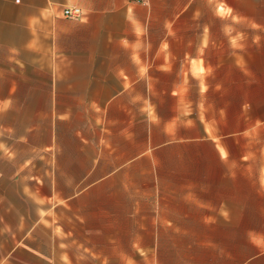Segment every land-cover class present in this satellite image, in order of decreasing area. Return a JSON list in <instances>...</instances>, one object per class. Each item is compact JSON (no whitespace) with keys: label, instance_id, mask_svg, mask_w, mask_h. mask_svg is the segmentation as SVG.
Listing matches in <instances>:
<instances>
[{"label":"crops","instance_id":"crops-1","mask_svg":"<svg viewBox=\"0 0 264 264\" xmlns=\"http://www.w3.org/2000/svg\"><path fill=\"white\" fill-rule=\"evenodd\" d=\"M259 12L264 0H0L14 167L0 264H264V234H210L240 220L219 208L239 206L236 148L264 124Z\"/></svg>","mask_w":264,"mask_h":264},{"label":"rangeland","instance_id":"rangeland-1","mask_svg":"<svg viewBox=\"0 0 264 264\" xmlns=\"http://www.w3.org/2000/svg\"><path fill=\"white\" fill-rule=\"evenodd\" d=\"M258 29L255 42L257 56V71L264 72V12L257 14ZM253 43V40H252ZM0 119V223L7 225L9 205L13 200V126L10 115L13 112L2 111ZM13 120V119H12ZM241 158V191L236 202L239 206L219 208L225 210L237 219V222L210 223V234H264V124L251 128L242 135L238 144ZM3 205V206H2ZM217 208V207H216ZM216 210V209H215ZM230 211V212H229ZM236 215H234V214ZM222 226L224 231H222ZM5 233V232H4ZM8 233V232H7ZM168 235L163 234L164 242ZM192 238V236H191ZM179 245L186 242V238L178 239Z\"/></svg>","mask_w":264,"mask_h":264},{"label":"built area","instance_id":"built-area-1","mask_svg":"<svg viewBox=\"0 0 264 264\" xmlns=\"http://www.w3.org/2000/svg\"><path fill=\"white\" fill-rule=\"evenodd\" d=\"M143 1V0H138ZM64 16L68 18H79L82 15L81 8L75 5L65 6L63 9Z\"/></svg>","mask_w":264,"mask_h":264}]
</instances>
